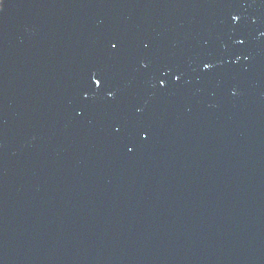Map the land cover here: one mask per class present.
Instances as JSON below:
<instances>
[{"label":"water","instance_id":"95a60500","mask_svg":"<svg viewBox=\"0 0 264 264\" xmlns=\"http://www.w3.org/2000/svg\"><path fill=\"white\" fill-rule=\"evenodd\" d=\"M0 264H264V0H4Z\"/></svg>","mask_w":264,"mask_h":264},{"label":"snow or ice","instance_id":"6c2138e0","mask_svg":"<svg viewBox=\"0 0 264 264\" xmlns=\"http://www.w3.org/2000/svg\"><path fill=\"white\" fill-rule=\"evenodd\" d=\"M3 4H4V0H0V5H3ZM233 19H234V20H239V17H233ZM239 43L243 44L244 41H243V40H240ZM110 46H111V48H112L113 50H115V49L118 48L119 44H118V42H112V43L110 44ZM210 67H211L210 64H208V63H205V64H204V68H205V69H208V68H210ZM175 79H176L177 81H179V79H180L179 75H177V76L175 77ZM93 83H94V85H95L97 88H100V87L103 85V80H102V78H99V77H93ZM161 85H162V86L165 85V81H164V80H161ZM109 95H111V93H109ZM142 135L144 136L145 139L148 138L146 130L142 133Z\"/></svg>","mask_w":264,"mask_h":264}]
</instances>
